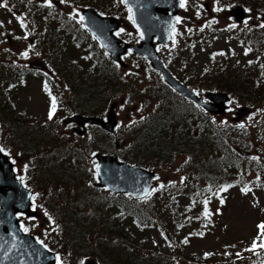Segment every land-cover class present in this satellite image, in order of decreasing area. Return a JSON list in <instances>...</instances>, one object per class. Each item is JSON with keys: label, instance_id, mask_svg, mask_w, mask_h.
Segmentation results:
<instances>
[{"label": "rangeland", "instance_id": "obj_1", "mask_svg": "<svg viewBox=\"0 0 264 264\" xmlns=\"http://www.w3.org/2000/svg\"><path fill=\"white\" fill-rule=\"evenodd\" d=\"M86 1L87 0H85V2ZM194 1L195 0H186L187 10L193 12L200 11V13H204L198 5L192 4ZM233 1L236 0H201V6L207 3L206 8L208 10H206L205 12H210L204 17V19L215 20L211 24V27L222 28V31L228 30L229 33H232L230 31L231 28L236 30L238 28V25H241V27H245L246 29H250V27L261 28L259 27V25L264 23V21L262 20V13L264 9L263 11H260V9H258L257 7L249 8L246 22L238 24L234 18H231L229 11L231 5L235 3H242L240 1L244 0L237 1L232 4ZM101 3L106 7H108L109 5L114 6L117 4L116 2L114 4V0H101ZM0 4H2V2H0ZM46 4H49V2ZM70 4L72 5L73 3L70 2ZM25 8L29 9L30 11H36L38 9L34 4H29L28 6L26 4V1ZM63 8L66 9L68 13L79 18L77 6H74V9H70L67 6ZM217 8L221 10L217 11ZM120 10L121 8L118 6L117 12H120ZM200 18L202 19L198 20V22H201V20H203V15H200ZM0 24L2 27V29L0 30V53L2 54V56H0V64H2L3 70L6 69L7 66L19 69L20 67H17V63L15 62H18L19 64L21 62H26V64L23 66L29 67L27 62L30 59H32L31 61H44L40 52L33 53L34 47L31 39L34 38L36 30H43L37 29L38 26L39 28H43L45 25L39 24L38 22H28V25L21 26L20 23H18V21L14 19V16L10 14L9 11L4 10L3 7H0ZM123 24L124 25L119 31V34L128 39L132 38L134 33H136L137 31V28L135 27L133 21L126 17V20H124ZM187 24L189 26H192V22H188ZM233 24L235 25V27H230ZM177 28L179 30L178 32L182 35V37L180 38V43L178 44L180 50L183 48L182 42H184L186 39L190 41L189 43H187V45L192 46L195 42L194 34L192 32L186 31L185 24H183L182 22L178 24ZM197 29L199 30L198 26ZM225 35L226 33H224V35L222 34V36L220 37L213 38L206 44L205 48L200 46L195 50H193L192 47L188 48L190 51V53L188 52V55L190 56L192 53V56L196 60L199 59L202 65H205L204 68L207 69V65H209L210 67V65L212 64L209 52H212V54H214L215 52L226 49L230 52V57H232L234 60L242 62L243 64H246L248 62L247 58H244L243 60H240L238 58L244 55L243 47H240V40L236 37L232 39L230 34H227L226 37ZM199 37L202 40H208L204 34H201ZM25 51L28 52L27 57L22 55V53H24ZM175 51V45L169 48H163V53L166 55L175 53ZM67 53H70V51H67ZM78 53L81 54V51ZM78 57L81 58L83 57V55H78ZM178 57H182V54H178L177 58ZM5 58L9 61L7 65L3 64L2 62V60H4ZM91 59L92 60H88L92 64V66L90 67L92 69L94 68L93 64H98V60L95 54L91 55ZM225 60V63L227 65L229 63L228 58L226 57ZM218 61H223V58H219ZM128 63V69H122L121 72L118 68H116V71L122 74L124 80L120 78L119 73L111 69L108 65L102 68V73L104 74L105 78L110 80L111 83L110 85L101 84L99 85V90H93L92 92L97 91L98 97L104 98V102H102L101 100L98 101V98L93 99V97H91V94L89 93L87 95H78L76 93L75 95V93L73 92V94L75 95L76 112H88L94 110L98 113H104L110 105L111 94L118 93L122 89H125V95L122 94L114 101V111L121 127V130L117 131L115 137H120L121 139L124 138L126 129L130 125L138 122L140 119H144V116L140 115L142 109L141 103L136 100L130 103V99L125 98L126 93H128V95L130 96H138L141 99H147L148 102L150 100V92L149 88H147L146 86L149 85L151 88V85H156V79L152 76V73L149 74L145 71L142 72L141 75L138 72V60H135L133 57H131V60H129ZM220 65L222 64H219V66ZM99 67L100 66H98V68ZM197 67L198 64H196V61L192 58L191 63L187 65V72L198 78L195 75ZM233 74L234 71H230L228 75L231 76ZM16 76L17 74L14 71L9 77L12 78ZM209 77L214 78V76L212 75V68H210ZM198 79L200 80V78ZM22 85L23 84L17 87L12 99L16 104L17 110L21 111L24 114L23 121H26L27 124L33 126L31 128L32 134L30 135V137H25L26 140L22 139V143L24 145L15 138L11 139V142H8L11 148H9L10 151L7 152L16 163L18 171H24L26 161H29L28 158H34L36 164L32 171L36 172L35 180L36 182H38L36 186L39 185L40 187H42V183L44 182V180L46 178L52 177V174H50V176L47 175L48 171H57L58 169L64 171V169H71L73 172H76L74 176L75 183L77 185L72 183L66 184L62 187L57 186L54 188V190H57V195H59L58 202L56 203L60 207L67 206L69 201L65 202L63 200V196L68 193L70 195H73L75 198L73 202L68 206V208H65L66 211H72L73 215H76L78 211H83L84 213L90 211L92 207L88 205L89 202L79 198V196L82 194V191H85L87 187L90 188L89 180L93 179L94 182L93 176L91 178L92 169L90 167L91 155H89V150L98 149L99 147L107 149L108 146H110V144L112 143L111 136L108 133L104 132L102 128L94 125L87 127L84 134H78L75 130V124H67L64 122L65 113L63 112L66 111L67 107H64L62 111L57 113V119L53 122L54 124L48 126L44 125V123L47 122L48 112L52 105L51 100L44 91V87L41 86V82L39 80L34 78L30 80V83L26 87H22ZM242 101L233 100L232 105L237 107V105L241 103L244 104V102ZM3 107L5 108V110H8L7 104H5ZM153 108L154 106L150 104L147 107L148 113H150ZM235 110L236 109H233V107H231V111L223 117L229 120L228 122L233 121ZM107 114L108 112L105 115ZM52 130L56 134H58L57 139L50 137L49 133ZM28 131L29 129H23V135H29ZM35 134L37 135L35 136ZM126 136L128 137V139L126 140L128 142V146L124 147L122 153L129 158L131 157L129 152H134L138 155V158L145 162V164H150L152 156L155 152L153 150L154 144H145V147L142 150L138 142L129 139V137H137L138 135L127 132ZM41 139L45 143H40L42 142ZM38 143H40L39 146ZM60 145L63 146L66 154L60 153L54 155L52 149H58ZM20 149L22 150V152L18 151ZM45 151H49L50 156L46 159V162L43 163L45 164V167L39 168L38 166H40L41 162L46 156ZM84 153L86 156L85 159L80 158ZM258 154H260V152H258ZM73 155L76 157V159L79 160L75 161L73 159ZM73 165H76L77 169H75ZM177 165L178 164H175L169 167L165 166L164 164L163 166L158 168L159 175L154 185V192L152 195L153 198L163 197L165 193L164 190L171 188L173 183L181 178L180 170ZM42 168H44L45 171H42ZM31 177L33 181L34 175ZM240 177H242V175L237 176V173H233L230 178L227 179L224 183L225 186L230 187H227L226 191L221 192L220 187L216 186L211 192L213 196L210 194L202 196L198 193H195V195H191L188 192L183 194L180 193L179 199L181 198L183 214L196 216L200 223L196 224L191 229V231L194 233V236L186 243V248L183 249L182 254H180V251L178 250H175L174 252L173 250H169L170 255H172L173 253L175 255H180L179 262L175 261L174 264H204L202 262L196 263V261H193L191 255H193L194 257L198 256L203 258L206 256V254L209 256L212 255V257L214 258L213 261L212 259L210 260L212 263L219 262L220 264H248V254L250 252L249 249H251L254 240L257 242V247H259V244L264 243V237L258 236L259 230L257 227L261 222H264V186H252V176H249L247 178L250 187H248L244 184V182L241 181L244 178ZM161 185H164V187H161ZM245 187L250 189V191H248L247 193L242 191V189H244ZM100 189L101 188L99 187H92V190L94 192H100ZM40 190L44 192L45 188L43 187ZM69 200H71V197L69 198ZM205 200L208 201V216L204 215ZM221 200H223V203H221ZM157 204H159L163 210L162 216L163 218H166L165 221L174 224V218L177 217L173 208L174 202H171L163 197L162 200H160V202H158ZM144 206L146 207V204H144ZM45 210L46 209L42 205V212H44ZM135 211L141 213L139 209L131 207V213L133 214L135 213ZM57 213L60 217V220L63 221V214H61L60 212ZM39 214H41V212ZM46 216L44 215V217L40 218V225L35 231L36 233L40 234L42 238H46L47 241L48 235L50 234L54 225L50 227L51 222L48 220H51L49 218L51 216L50 214H47ZM130 219L131 217H129V220ZM87 220L88 219H83V222H87ZM22 221L26 223L27 220L25 219V217H23ZM67 223L70 224V221H67ZM66 226V224L65 226L63 225V231L60 235V238L62 237L63 232H65L64 230ZM201 233H203V235H201ZM58 234L59 232L57 231L54 235L53 243L54 241L56 242ZM150 234L154 239L153 244L157 243L158 246H161L164 243L161 236V231H158V229H154L150 232ZM96 241L97 238H90L89 247H93V245L96 244ZM68 242L69 239L65 242L64 247H67ZM68 246L71 245L69 244ZM155 247L156 246H154L153 248L151 246L150 250L152 251L153 249H155ZM127 250H129V248H127ZM87 251L88 249L86 250L85 255H87L88 257H102L100 256V254H97L95 252L96 250L94 249H90L89 252ZM112 252L114 255V262H108L107 257L104 256L102 257V259H104V261L106 262L105 264H124L123 260H126L127 263L125 264H135L133 263L135 256L131 255L130 257H128L125 249L121 251L112 250ZM237 253H246V256L244 257ZM75 254V260H78L82 255L81 250H79ZM87 259L89 258H86L85 260ZM252 259L255 261V264H264L263 250H260L258 252V255H252ZM85 260L82 262V264H84Z\"/></svg>", "mask_w": 264, "mask_h": 264}, {"label": "trees", "instance_id": "obj_2", "mask_svg": "<svg viewBox=\"0 0 264 264\" xmlns=\"http://www.w3.org/2000/svg\"><path fill=\"white\" fill-rule=\"evenodd\" d=\"M245 2V1H244ZM262 3L264 1H261ZM264 5V4H263ZM254 31L249 30L247 36L249 40H254L255 37ZM225 57V56H222ZM68 67H62L63 75L68 77L70 80H72L74 83L72 84V90L73 92L79 95V94H85L88 93L91 94V97L93 96L92 88L91 86H88L86 84L88 83H94L98 75L97 73L91 70H85L83 69L82 73L78 71L81 66H76L73 63L67 64ZM77 67V69L75 68ZM218 66H214L213 69H215ZM224 67V65H223ZM61 69V68H60ZM85 71H90L95 73L92 75L90 80H85L84 82H76L78 77H84L86 76L82 75L85 73ZM217 73L220 75H226V69H223L222 67H218L216 69ZM220 75H218L220 77ZM15 80V81H14ZM103 80V77L100 76L94 86H98ZM16 81H18L15 78L10 79L7 72L0 69V95L2 94L4 99L7 100L8 103V110H4V112L0 113V118L2 121L6 122L7 125H10V131L13 138L17 139L22 143V139H25V137H30L32 134V126L27 124L26 121H23L24 114L21 111L17 110L16 104L12 103L11 101V94L15 92V84ZM12 82V84H11ZM225 84L227 81H224ZM104 85H110V80L107 78H104L103 81ZM86 85V86H85ZM249 86L250 91H246V93L250 96L257 95V91L259 89H262L260 85H256L252 83L250 80H246V84ZM243 87H246V86ZM228 89H230V86H226ZM238 88L239 85H238ZM76 90V91H75ZM92 92V93H91ZM101 100L104 102V98H99L98 101ZM252 103H256L257 100H250ZM193 112L196 113L200 119L198 123V132H190L184 127V129L178 130L175 128L176 133L174 132L173 128L168 127L169 125L167 122H162L152 127H147L146 129L141 130L143 133V139H145L146 144H154V145H162L160 151H162L163 155H165L166 158L170 157V160L168 162H173L177 154L183 153V154H190V153H197L200 154L206 145V143L212 139H215L219 136V134L222 133V144H225V138L227 135L231 134L230 129H225V124L217 123L216 121H210L207 119V117L199 114L193 109ZM23 129H29L28 133L29 135L24 136L22 130ZM208 132V133H206ZM37 134H35L36 136ZM38 137V136H37ZM43 142V140L41 139ZM41 142V143H42ZM141 146V149L145 147V144L142 140L136 141ZM165 143V145H164ZM23 144V143H22ZM24 145V144H23ZM178 151V153H177ZM171 155V156H170ZM137 159H139L137 157ZM169 164V163H168ZM199 167V166H197ZM77 169V168H75ZM42 171H45L44 168L41 169ZM76 172H73L71 169H64L62 171L61 169H58L57 171H48L47 175L50 176L52 174V177L46 178L44 182L42 183L44 187L52 186V185H59L64 186L66 184H76L75 183V174ZM61 213H63V225H67L65 228V232H63L61 240L63 242H66L69 239V242L67 245H71V249L74 253H77L79 250H81V254H85L86 250L87 252L90 251V249L96 250L95 252L97 254H100V256L107 257L108 262L114 258L113 252L114 251H121L123 249H119V246L129 248L130 250H126V254L128 257L131 256V250L134 253H137L135 248L139 246L137 239L135 238V234H133V240H130V238L124 236V235H132V233H129L127 231L123 232L122 221L112 216L109 212L105 209L101 210V213L99 211H94V213H90L86 216V214L83 211H78L76 215H73L72 211H66L63 212L62 208L59 209ZM83 217H91L92 219L88 220L87 222H83ZM95 220L98 222L97 224H93L91 221ZM67 221H70V224L67 223ZM65 223V224H64ZM112 228L111 230H109ZM114 231H121L118 233L119 235L123 236L127 243L122 242L118 237L115 235H112ZM101 234L104 235V237H101ZM137 236L139 235L136 233ZM90 238H97L96 244L93 245V247H89V239ZM151 240V239H150ZM149 240V242H150ZM148 242V243H149ZM58 244V241H57ZM85 244V245H83ZM83 247H82V246ZM135 246V247H134ZM112 250H110V249ZM61 249V248H60ZM124 263H127L126 260L123 261Z\"/></svg>", "mask_w": 264, "mask_h": 264}, {"label": "water", "instance_id": "obj_3", "mask_svg": "<svg viewBox=\"0 0 264 264\" xmlns=\"http://www.w3.org/2000/svg\"><path fill=\"white\" fill-rule=\"evenodd\" d=\"M127 1L129 2V0ZM129 3L134 9V16L138 25L147 35L151 29H153L154 23L149 18H146V8H139L141 5V0H134L133 2ZM232 14L236 16L239 21L245 17V12L241 6L235 7L232 10ZM138 15L140 17H144V19L140 20ZM96 18L97 17H95L90 22H94ZM117 25L118 24L113 23L112 26L117 27ZM102 37L110 48H114L112 42L117 43V39L111 34V31L107 30V27H105ZM140 51L145 52L144 49H140ZM178 88L184 94L189 95L198 100L200 103L204 104L209 110L218 113L225 112V101L228 100V96L225 93L219 92L208 94V96L212 98L215 103L205 104L201 100L197 99L195 92L190 88L182 85L180 86V84L178 85ZM239 112L240 114H245L246 108H241ZM71 120H76L82 124H84L86 121L99 123L109 130H112L115 124L113 118H110V120L107 122H103L99 118H85L82 116L77 118L73 117ZM97 157H99L101 160V164L99 166L100 178L102 180L101 185H107L113 191L124 190L131 191L133 193H142L144 190H148L150 188L152 180L150 173L142 171L139 169V167H129L126 164H121L124 166V168L120 170L116 165L117 162L112 164L110 156L98 154ZM29 195L30 192L26 191L22 187L20 181L15 178V175L12 171V164L5 156L1 155L0 264H51L49 262L54 258V253L45 250L41 245L36 243L32 237L23 235L18 229V222L15 218V212L18 210L28 212L30 203Z\"/></svg>", "mask_w": 264, "mask_h": 264}, {"label": "snow or ice", "instance_id": "obj_4", "mask_svg": "<svg viewBox=\"0 0 264 264\" xmlns=\"http://www.w3.org/2000/svg\"><path fill=\"white\" fill-rule=\"evenodd\" d=\"M48 2H49V6H51V0H48ZM62 2H63V0H62ZM121 2H123V3H127V0H121ZM185 5H186V0H180V6H181V7H185ZM0 7H5V8H7L8 5H7L6 3H3V4H0ZM216 10H217V11H220L221 9L217 8ZM131 11H132V9L129 8V12H130V13H131ZM249 11H250V10H249ZM17 19L21 21V26H24V25H23V20H22V18H21V17H17ZM80 19L83 20L84 17L81 16ZM129 19L132 20L133 23H135L134 16L129 15ZM175 19H176V22H177V23H179L180 20H181V18L178 17V16H177ZM230 27H235V25L233 24V25H231ZM259 27L264 28V23L260 24ZM189 31H190V30H189ZM142 37H143V33H141V38H142ZM30 47H31V45H30ZM22 55L25 56V57H27V56H28V52L25 51L24 53H22ZM45 87H47V86H45ZM55 111H56V98L53 97V98H52V105H51V108H50V111H49V119H52V116H53V114L55 113ZM239 127L243 128L244 125L241 124V125H239ZM3 151H4V149H3L2 147H0V152H3ZM253 159H256V158L253 157ZM97 168H99L98 165H97ZM20 179L23 180V177H21ZM161 187H164V185H161ZM227 187H230V186H225V187L221 188V191H226V190H227ZM242 191H244L245 193H247L248 191H250V189H248L247 187H245L244 189H242ZM148 194L150 195V193H148ZM33 199H34V197H33ZM207 203H208V201L205 200V201H204V204H205L204 215H205V216H208V215H209V212H208V209H207ZM221 203H223V200H221ZM46 214H47V213H46ZM49 218L51 219V217H49ZM21 227L23 228V230H24L25 232L28 231L27 228H24V227H23V225H21ZM257 227H258V230H259L258 236H259V237H264V222H261ZM201 235H203V233H201ZM184 242L187 243V239H185ZM41 243H43V242L41 241ZM257 246H258V245H257V242L254 240V242H253V244H252V247H251V249H249V250H255V249L257 248ZM45 247H47V246L45 245ZM259 247L264 248V243L259 244ZM206 255H207V254H206ZM57 261H58V264H59V261H60V257H59V256H57Z\"/></svg>", "mask_w": 264, "mask_h": 264}]
</instances>
